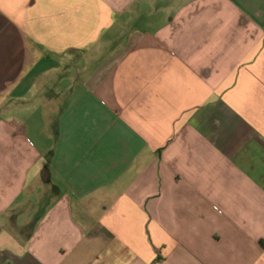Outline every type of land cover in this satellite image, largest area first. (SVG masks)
<instances>
[{
    "label": "crops",
    "instance_id": "obj_1",
    "mask_svg": "<svg viewBox=\"0 0 264 264\" xmlns=\"http://www.w3.org/2000/svg\"><path fill=\"white\" fill-rule=\"evenodd\" d=\"M0 264H264V0H0Z\"/></svg>",
    "mask_w": 264,
    "mask_h": 264
}]
</instances>
